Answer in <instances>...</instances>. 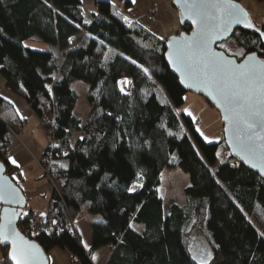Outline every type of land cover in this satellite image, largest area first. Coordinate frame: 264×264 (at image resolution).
Wrapping results in <instances>:
<instances>
[{"label": "trees", "instance_id": "obj_1", "mask_svg": "<svg viewBox=\"0 0 264 264\" xmlns=\"http://www.w3.org/2000/svg\"><path fill=\"white\" fill-rule=\"evenodd\" d=\"M95 8L89 14L80 0H0V77L42 128L48 141L39 179L57 187L37 229L21 234L46 256L59 249L77 264H91L102 248L104 264H198L190 254L195 227L213 252L207 264H264V179L229 155L223 125L221 140L207 143L190 117L177 116L187 92L164 61L166 40L107 2ZM29 41L44 51L26 49ZM216 48L238 62L264 51L251 29ZM121 78L132 83L127 96L117 90ZM75 82L88 87L84 123L74 114ZM159 87L169 101H160ZM24 126L0 99V162L23 195L22 176L7 158ZM166 170L189 185L185 204L165 213L158 187ZM85 210L92 215L87 252L75 223ZM0 264H11L1 245Z\"/></svg>", "mask_w": 264, "mask_h": 264}, {"label": "snow or ice", "instance_id": "obj_2", "mask_svg": "<svg viewBox=\"0 0 264 264\" xmlns=\"http://www.w3.org/2000/svg\"><path fill=\"white\" fill-rule=\"evenodd\" d=\"M175 2L182 4L181 16L190 17L195 28L191 39H185L184 36L179 39L172 38L176 42V47L172 53L174 59H170V63L175 64L188 79L204 84L218 95L225 106L227 113L225 119L233 127L237 153L241 159L250 161L254 168L260 167L264 173V60H258L256 54L252 53L247 56L246 63L233 64L231 60L217 56L210 47L213 40L218 38L219 32L228 31L232 24L243 23L245 27L254 25L247 19L246 13L245 18L240 19L243 10H238V6L232 3V0H175ZM124 19L127 22V17ZM260 35L264 38V32ZM236 54L244 55L243 52ZM121 91L124 89L121 88ZM9 159L11 160V157ZM12 162L15 163L14 160ZM2 196L3 193L0 192V197ZM10 225L11 220L7 225L0 224V242L12 237L13 250L9 252V256L15 264H30L35 246L29 245L26 241L23 242V246H17L16 239L23 238L19 237ZM85 248L87 249L88 245L85 244ZM197 253L198 255H193L192 258L197 260L198 264H207L209 255L207 249L198 248Z\"/></svg>", "mask_w": 264, "mask_h": 264}, {"label": "rangeland", "instance_id": "obj_3", "mask_svg": "<svg viewBox=\"0 0 264 264\" xmlns=\"http://www.w3.org/2000/svg\"><path fill=\"white\" fill-rule=\"evenodd\" d=\"M142 2H146V3L143 4L138 3L137 4L138 6L135 5V7L131 10L124 9V4L122 2V7H119L117 10L124 17H129L131 15H135V16L141 15L142 22L145 23V26L149 30H154L153 32L155 31L160 32V30H163L166 27L164 24L172 25L174 24V21L177 19L178 14L177 11L172 7L171 0H142ZM237 2H239L242 5V7L246 9L250 19H252V22L253 23L256 22L257 24L256 27H260V26L264 27L263 3H256L254 0H238ZM184 31H181L179 27L178 31L176 30L172 34V36ZM23 45L26 49H30L32 51H44L41 50L43 49L42 47L43 45L41 43L29 41V42H24ZM71 89L77 95V103L74 110V114L81 123H84L86 116L88 114V105L86 103V98H85L88 87L83 83L75 82L72 84ZM158 97L161 102L169 101L167 95L165 94V92L161 87H159ZM176 114L179 118H181L182 115L190 117L193 120V122L197 125L196 126L197 131L207 143H218L221 140L222 124H221L220 116L215 109L208 106V104L201 96L191 93H186V95L184 96V104L181 108L176 109ZM25 133L26 132L24 130H21L19 134H15V136L13 137V141L15 142L17 141L18 143H20V145H22L23 148H26L27 149L26 151L29 152L27 145L26 143L23 142L24 140L22 138ZM42 133L47 143L48 140L46 139L43 130ZM34 164L36 169H38L40 173V177L43 176V174L45 173L42 171L44 168L40 163V157L37 158V156H35ZM32 173L33 172L31 171V174L25 176V172H24L23 177L25 181L21 183L20 187L22 190H24L23 196L27 200L26 203L27 208L32 207L35 208L36 211H39L42 210L43 207L47 206L48 197H46V195L50 194V188L51 186H53V182H50L46 179H43L41 181L39 179V176L37 179H35L34 176H32ZM36 181H38V183L43 184L42 191L45 189L44 190L45 196H42L40 194L41 191H39L35 187H32V184H36ZM188 185L189 182L187 176L181 174L179 171H175V170L165 171L160 181V185L158 187V192L164 201L165 213L167 212L168 207L173 203L179 206H183L185 204L183 191ZM90 218H92V215L85 210L77 218V220H75L76 225L77 226L79 225L80 228L81 246L85 250V252H87L90 249L91 231L90 228L88 227V223L91 221ZM189 234H191L190 235L191 257H193V255H198L197 253L198 248H204L207 249V252L209 253V255L207 256V263H209L214 258L213 252L210 246L208 245V243L206 242V240L202 237V233L200 232V230L195 227H192L189 231ZM85 244L88 245L87 249L85 248ZM108 255H109L108 249L102 248L97 251H93L90 254L89 259L91 264H104ZM93 257H95V259ZM47 258L49 259L48 255ZM195 261L197 262V260ZM69 262L70 264L73 263L70 260Z\"/></svg>", "mask_w": 264, "mask_h": 264}, {"label": "water", "instance_id": "obj_4", "mask_svg": "<svg viewBox=\"0 0 264 264\" xmlns=\"http://www.w3.org/2000/svg\"><path fill=\"white\" fill-rule=\"evenodd\" d=\"M232 3L238 6V10L242 9L243 11L240 13V19L243 20L245 18L244 14H247V19L250 20L249 14L242 7V5L232 0ZM171 4L174 9L177 11L178 14V22L180 26H184L187 29L184 32L178 33L176 35L171 36L166 40L165 43V53H164V61L169 68L172 75H174L180 86L183 90L187 93L195 94L201 96L206 102L210 104L212 108H214L220 116L221 123L223 125V136H224V144L226 149L229 152V155L240 165L244 166L248 170L256 173L261 179H264V173L261 172L260 167H252L250 161H245L241 159V156L237 153V149L235 145V136L233 132V127L229 121L225 119L227 113L225 112V106L221 103L218 95L209 87L205 86L204 84L196 81L188 79L185 75L182 74L180 70L177 69V66L173 63H170V59H174L172 55L175 47L176 42L173 41V37L179 39L181 36H184L185 39H191L194 34L195 25L190 17L187 15L181 16L182 11V4H177L175 0H171ZM251 21V20H250ZM252 23V21H251ZM252 25H254L252 23ZM251 29L253 30L258 38L261 40L264 46V38H261L260 31H256V27H245L243 23L241 24H232L231 28L228 31L221 30L218 34V38L213 40L210 47L213 52L216 53L217 56L223 57L224 60H231L233 64H242L247 62V56H245L241 61H237L233 57L227 56L224 52L218 50L216 47L217 45L226 42L230 39L233 34L237 30H246ZM171 44V46H170ZM250 55V54H249ZM258 60H264L256 56ZM0 192L3 193V196L0 197V224L7 225L8 221L11 220V229L14 230L15 233L19 234V237H22L23 240L16 239L17 246H23V242H27L29 245H34L35 248L32 250L34 253L33 259L31 260L30 264H49L47 256L43 253L41 248L33 241H30L26 237L21 234V231L18 229V224L20 221V217L22 215L23 210L26 208V200L21 192V190L14 185L11 179L6 175L4 166L0 162ZM12 237L9 240L0 242L1 246H4L8 249V260L11 264H15L13 259L9 256V252L13 250V242Z\"/></svg>", "mask_w": 264, "mask_h": 264}, {"label": "crops", "instance_id": "obj_5", "mask_svg": "<svg viewBox=\"0 0 264 264\" xmlns=\"http://www.w3.org/2000/svg\"><path fill=\"white\" fill-rule=\"evenodd\" d=\"M80 1L83 5V8L89 14H92L93 12H95L96 10L95 4L99 1L107 2L116 9H118L119 7H122V2H123V0H80ZM130 1L132 2V6L130 10L133 9L135 5H137L138 3L140 4L146 3V2H142V0L141 1L140 0H134V1L130 0ZM127 19L130 21L139 23L149 32H151L152 34H154L155 36H157L158 38L162 40H166L167 38L172 36V34L176 30L178 31L179 29L178 15H177V19L175 20L176 22L174 21V24L172 25L164 24L166 27L163 30H160V32H157V31L153 32L154 30H149L145 26V23L142 22L141 15L140 16L131 15L127 17ZM0 99L12 105L17 115L22 120H24L25 126L23 130L26 133L24 134L22 138L24 140L23 142L26 143L27 148L29 150V152L26 151L27 149L23 148L22 145H20V143H18L17 141L16 142L13 141L10 147V151L8 153V158H7L9 164L17 169L16 174L17 173L21 174L23 182L25 181L23 177L24 172L26 176L28 174H31V171H32L33 172L32 176H34L35 179H37L38 176L40 178V173L38 169H36L35 167L34 159H35V156H37V158L41 156L46 146V140L44 138V135L42 133V130L36 118L33 116L31 111L27 108V106L22 100H20L19 98H17L16 96H14L13 94H11L9 91L5 89L4 81L1 77H0ZM10 157H11V160L9 159ZM13 160L15 161V163L12 162ZM32 187H35L36 189L41 191L40 194L42 196L45 194V191H44L45 189L42 191L43 189L42 183H38V181H36V184H32ZM88 227L90 228V222L88 223ZM78 229L80 231L79 225H78ZM47 255L49 257L48 259L49 264H70L69 260L71 261L70 255L67 252L59 250V249H53ZM72 264H77V263L73 262Z\"/></svg>", "mask_w": 264, "mask_h": 264}, {"label": "built area", "instance_id": "obj_6", "mask_svg": "<svg viewBox=\"0 0 264 264\" xmlns=\"http://www.w3.org/2000/svg\"><path fill=\"white\" fill-rule=\"evenodd\" d=\"M125 81H127L128 83H124ZM121 88L124 89V91H121ZM117 90L119 92V94L123 95V96H127L130 94L131 90H132V83L128 78H121L117 81ZM15 136V134H14ZM44 173V169L42 170ZM60 183H63V180L60 181ZM54 191H57V187L56 184L53 183V186H51L50 188V194ZM50 194L48 197V201H47V206H48V202L50 200ZM46 207H43L42 210L36 211L35 208H26L23 210L22 215L20 217V221L18 224V229L20 231H35L37 229V225L39 224V220H40V216L43 214H46ZM0 211H1V207H0ZM74 228V227H72Z\"/></svg>", "mask_w": 264, "mask_h": 264}, {"label": "flooded vegetation", "instance_id": "obj_7", "mask_svg": "<svg viewBox=\"0 0 264 264\" xmlns=\"http://www.w3.org/2000/svg\"><path fill=\"white\" fill-rule=\"evenodd\" d=\"M238 1V0H237ZM252 21V19H250ZM253 23V22H252ZM256 29H259L260 32H264V27L263 26H260V27H256ZM262 54V55H261ZM264 57V51H260V56L259 58L263 59Z\"/></svg>", "mask_w": 264, "mask_h": 264}, {"label": "bare ground", "instance_id": "obj_8", "mask_svg": "<svg viewBox=\"0 0 264 264\" xmlns=\"http://www.w3.org/2000/svg\"><path fill=\"white\" fill-rule=\"evenodd\" d=\"M61 194V193H60Z\"/></svg>", "mask_w": 264, "mask_h": 264}]
</instances>
